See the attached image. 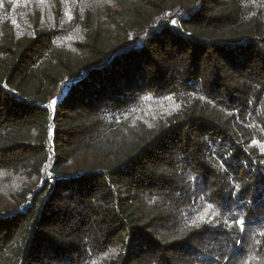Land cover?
I'll list each match as a JSON object with an SVG mask.
<instances>
[{"label":"trees","instance_id":"trees-1","mask_svg":"<svg viewBox=\"0 0 264 264\" xmlns=\"http://www.w3.org/2000/svg\"><path fill=\"white\" fill-rule=\"evenodd\" d=\"M73 4L0 0V264H264V0Z\"/></svg>","mask_w":264,"mask_h":264},{"label":"rangeland","instance_id":"rangeland-1","mask_svg":"<svg viewBox=\"0 0 264 264\" xmlns=\"http://www.w3.org/2000/svg\"><path fill=\"white\" fill-rule=\"evenodd\" d=\"M60 1H61V4H62V8L64 10V19L62 18V21L64 22V20L67 21L69 15L70 16L72 15L71 14V10H72L74 4H73V0H60ZM66 26H69V24L66 23ZM64 91H65V83L64 84L63 83L59 84L57 89L53 93V95L48 99V101H49L48 106L50 108L53 106L52 104H50V102L52 100H55V102L58 101L59 98L63 95Z\"/></svg>","mask_w":264,"mask_h":264},{"label":"snow or ice","instance_id":"snow-or-ice-1","mask_svg":"<svg viewBox=\"0 0 264 264\" xmlns=\"http://www.w3.org/2000/svg\"><path fill=\"white\" fill-rule=\"evenodd\" d=\"M42 2H43V0H41V3ZM68 19L71 20L72 17L69 15L68 16ZM171 24L175 26L177 24V21L175 19H173V20H171ZM50 104L54 105L55 104V100H52L50 102ZM221 167H223V164L221 165ZM211 208H212V205H209L208 206V209L205 211V214L204 215H200V216H198L196 218V219H199L200 220V222H201L200 224H197L196 223V219H194L192 221V225H194L197 229H199L200 226H201V224H211V219L210 218L209 219H206V217L208 216V212L211 210ZM213 215H217V213H213ZM234 223L237 224V225H239L240 228H241V230H243V227H244V220L243 219L237 220ZM229 227H232V225H229ZM176 238H178V237H173V239H176ZM237 243H239V241H237Z\"/></svg>","mask_w":264,"mask_h":264}]
</instances>
